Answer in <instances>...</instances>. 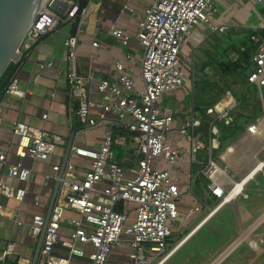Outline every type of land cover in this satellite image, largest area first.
Listing matches in <instances>:
<instances>
[{
	"label": "built area",
	"instance_id": "built-area-1",
	"mask_svg": "<svg viewBox=\"0 0 264 264\" xmlns=\"http://www.w3.org/2000/svg\"><path fill=\"white\" fill-rule=\"evenodd\" d=\"M55 0H47L23 37L18 49V62L21 50L32 44L60 24L72 22L75 30L64 41V57L69 63L67 81L70 103L78 102V114L84 121L76 134H85L89 129L109 121L104 138L99 147H80L70 143L66 162L52 166V173L45 174L44 184L52 180L58 182V189L51 212L36 213L32 216L29 233L39 239L44 232L37 264H107L113 249L122 242V235H130V254L132 264H164L182 243L224 204L244 193L245 179L227 184L224 171L212 159V151L220 145V131L217 122L231 123V112L237 105L236 96L227 90L221 99L206 110L211 117L209 140L206 144L197 128L201 118L192 114L179 128L185 136L196 161L199 151L207 152L208 161L205 175L210 180L211 194L218 198L209 209L207 216L188 233L175 247L171 237L175 221L181 217L178 201L181 191L178 180L173 178L170 169H161L156 160L162 157L170 167L179 159V150L168 139L174 123L173 111L160 112L156 104L163 93L181 88L188 74L181 66L180 51L195 27L204 23L213 32L223 31L226 26L215 25L218 12L217 0H152L145 8L143 17L137 25L136 37L143 48L141 57V82L138 88L134 77L125 71L124 63L117 60L116 69L120 72L117 81L103 78L98 83L102 99V109L95 116L91 114L93 100L90 89V73L79 70L77 48L86 8L70 0L69 8L59 15L51 8ZM91 1V0H90ZM264 3V0H253ZM123 10L133 11L128 4ZM257 30V28H254ZM111 34L119 38L123 45L129 43V35L120 27L113 25ZM252 40L257 44L253 56L255 69L248 80L258 87L264 85V39L255 33ZM93 46H99L93 41ZM236 58V56H234ZM132 58V55H128ZM7 94L23 97L25 91L18 86L17 78L12 77L6 89ZM112 114L110 118L108 114ZM47 118V114L43 115ZM258 120L248 129L254 132ZM116 127L122 132H116ZM16 161L8 162L5 152L0 151V171L6 166L7 176L22 182L31 178V169L24 164L26 159L46 160L65 138L45 129L30 126L16 120L13 125ZM132 139L134 146L118 160L113 146L127 147ZM74 156L89 161L82 176L77 173ZM264 174V161L257 167ZM26 187H15L0 178V215L7 207L4 200L14 199L23 202ZM122 201V206H118ZM41 195H34V204L40 205ZM18 208H16L17 210ZM72 210L79 217L72 218V230L67 236L61 233L65 212ZM196 206L188 215L199 211ZM18 224L24 222L16 219ZM261 219L255 229L263 223ZM263 236L249 243L256 251L261 249L259 242ZM66 248L65 253H55L56 246ZM14 243H9L3 257L14 251ZM172 248V249H171ZM171 249V250H170ZM163 254L165 256L162 258Z\"/></svg>",
	"mask_w": 264,
	"mask_h": 264
},
{
	"label": "crops",
	"instance_id": "crops-1",
	"mask_svg": "<svg viewBox=\"0 0 264 264\" xmlns=\"http://www.w3.org/2000/svg\"><path fill=\"white\" fill-rule=\"evenodd\" d=\"M151 2L152 0H91L89 2L79 36L77 55L79 70L91 75L89 86L93 100L91 109L93 116L102 109V99L97 89L100 80L107 78L110 81H117L120 76V72L116 69L115 65L117 60H121L124 63L125 71L134 77L136 86L138 88L142 86L141 57L143 48L136 37V33L138 22L143 17L145 8ZM230 2L235 3L237 0H231ZM230 2H227V7L233 5H229ZM69 4L70 0H55L53 6L59 12H54L59 15L65 14L69 8ZM124 4L132 7L133 11L123 10ZM227 18L230 20V17ZM213 23L228 27V24L218 16L215 17ZM113 25L122 28L129 35L130 39L127 45H123L119 38L111 34L110 29ZM74 26L75 24L72 22L62 23L55 29L42 35L29 49L23 48L18 62H14L8 68L0 81V151L5 152L8 162L17 160L14 151L15 138L13 135V125L16 120L36 128L45 129L65 138V143L59 144L46 160L26 159L24 161V164L31 169V178L28 182L8 177L6 166L0 171L2 181L15 187H26L27 189L25 199L21 203L14 199L4 200L7 210L4 215H0V264H3L4 260L16 262L17 264H32L39 239L37 240L31 236L28 223L34 214L48 213L56 185V182L53 180L48 185H45V174L52 173V166L64 160L69 143L73 142L80 147H99L104 138L105 130L109 125V121H105L89 129L85 134H76L79 128L84 125V121L78 114V102L74 100L72 104L70 103L67 81L69 63L64 57V41L73 31ZM252 28H264V24H254ZM208 29L210 28L207 24L202 23L198 25L193 29L188 40L183 45L186 46L192 41L194 44L193 51L189 57V64L185 67L188 72V78L185 81L191 82V84L190 70L193 68L195 58L201 47L206 45L211 34L216 33L211 30L208 32ZM93 41H98L99 46H93ZM128 55H132V58H128ZM13 76L17 78L20 89L25 91L23 97L10 95L6 92ZM251 85L257 88V93L262 101L263 113L255 120L243 124V131L235 138L225 141L224 146L221 148L222 151L218 155L222 166L212 157L214 162L224 171L227 184H233L245 179L244 193L247 194V197L238 195L231 202L224 204L192 233L197 232L216 214L225 213L226 210H229L228 212L226 211V215L227 217L231 216L229 218L233 222L232 230L236 232L237 237L228 243L213 264H216L225 255L224 252L227 249L230 248L231 251L221 261L243 241L249 243L255 241L251 238L250 234L253 235V238L256 237L258 239L259 236L256 235V230L259 227L255 229V224L257 225L261 219L264 220L263 211L255 219L245 224L238 209L239 199L250 201L260 197L264 193V174L257 168L264 161V157L260 158L264 154V103L261 87H258L254 83H251ZM257 93L255 96H257ZM251 99L254 100L253 95ZM192 100L190 101V111L186 114L182 110H178L177 107L162 108L159 103L156 104V107L160 112L173 111L174 122L177 123L182 116L185 120L188 114L199 118V115L192 109ZM44 114H47L46 119L43 118ZM108 115L110 118L114 117L110 113ZM256 120L259 121L258 128L256 131L251 132L248 126ZM217 126L219 128L218 123ZM173 130L169 133L170 140L172 141L170 142L179 150V159L173 167H170L165 161L164 163L169 166L171 175L178 180V184L182 183V186H184L185 191L180 199L184 200L182 208L185 209L183 211L180 210L181 217L173 225L172 243L176 241L175 235L176 231H178L177 229L183 230L187 224H192L194 225L192 230H194L218 200V198L211 194L209 184L208 190L204 191L202 197L195 195L193 191L195 182L199 179L200 174L203 173L205 175L204 171L208 160L204 161L203 157L205 153V157H207V152L202 150V157H198V152L196 154V161H194L190 145L185 136L180 134L187 141L182 146L177 138L172 137ZM133 146L132 139L129 141L127 147L114 145L113 151L116 158L122 161L124 154ZM74 161L77 165L78 175L82 176L89 161L76 156H74ZM158 165L159 163H157ZM198 167H201V169H198ZM258 177L260 180L257 179ZM35 194L41 195L40 205L34 204ZM196 206H199L200 210L189 216L188 212ZM16 208L18 209L16 210ZM77 217H79V214L72 210L65 212L61 226V233L64 237L72 230L70 220ZM16 219H20L24 223L18 224ZM243 230L249 231V239L241 237ZM182 235L184 234L182 233ZM9 243H14V251L3 257ZM118 246L113 249L107 264H122L121 261L123 259L119 257L121 254L115 253ZM54 252L65 253L66 249L58 245L55 247ZM241 255L244 260L242 264H264V246H261V249L256 251L255 248L249 245V250L243 251Z\"/></svg>",
	"mask_w": 264,
	"mask_h": 264
},
{
	"label": "trees",
	"instance_id": "trees-1",
	"mask_svg": "<svg viewBox=\"0 0 264 264\" xmlns=\"http://www.w3.org/2000/svg\"><path fill=\"white\" fill-rule=\"evenodd\" d=\"M74 1L79 4L80 8L87 7L90 2V0ZM74 30L75 26L73 28V31ZM227 30L226 27V29L221 32L225 34L224 36H220V33L211 34L206 45L199 50L193 68L190 70L193 89L192 109L202 120L197 131L201 134L206 144L208 143L209 126L211 122V117L206 115L207 108L217 103L227 90H230L237 98V105L231 112V123L227 125L224 122H217L220 131V146L217 148L218 150L224 146L227 139L235 138L243 131V124L255 120L263 113L262 101L257 93V88L251 85L248 77L255 69L253 56L257 50V44L252 40V36L258 33L264 39V28L257 30L252 28L247 37L238 40L234 39L232 33V31L237 30H228L230 32ZM231 53L236 56V58L231 57ZM13 63L14 62L11 61L5 68L0 76V81ZM256 93L257 96H255ZM261 93L264 103V85L261 86ZM252 95L254 100L251 99ZM115 131L122 132L123 130L116 127ZM205 156L203 157L204 161H207L208 159H206L207 157ZM198 169H201V167H198ZM208 184L209 180L201 173L193 188L195 195L202 197L204 191L208 190ZM179 188L182 196L185 191L184 186L179 184ZM183 202L184 200L182 199L178 201V208L182 211L185 209L182 208ZM229 217H227L224 212L216 214L197 232L192 234L180 248H182L185 253H189L195 247L212 248L213 242H210V246L208 244L205 246L202 235L210 231L216 236H224L233 227L232 219ZM179 249L177 251H179ZM3 264L17 263L4 260Z\"/></svg>",
	"mask_w": 264,
	"mask_h": 264
},
{
	"label": "rangeland",
	"instance_id": "rangeland-1",
	"mask_svg": "<svg viewBox=\"0 0 264 264\" xmlns=\"http://www.w3.org/2000/svg\"><path fill=\"white\" fill-rule=\"evenodd\" d=\"M230 1L231 0H217L216 4H217L218 13L216 14V16L220 17L221 19H223L224 22L228 24V27H227L228 30H237V31H232L234 39L238 40L240 38L247 37L250 34V31H251L250 29H252L254 24H258V25L264 24V3H258L253 0H237V2L235 3L230 2ZM227 2H230L229 5H232V4L233 5L230 7H227ZM51 8L54 11H58V9L55 8L54 6H52ZM227 17H230V20ZM217 26H221V25H217ZM210 30L211 29H208V32ZM221 32L222 31H216V33H220V36H224L225 34ZM193 46H194L193 41L190 42L186 46H182V49L180 51V57H181L180 61H181V66L183 68L187 67L189 64V57L193 51ZM230 55L231 57H234L232 53ZM192 94H193V89H192L191 82L185 81L181 89H177L172 92L163 93V95L161 96V98L158 100L157 103L161 104L162 108L163 107H166V108L177 107L178 110H182V112L186 114L187 112L190 111V108H191L190 101L192 99ZM189 116L190 114L187 115V117ZM184 121L185 120L182 116L179 122L177 123L174 122L172 124V128L174 129L172 133V137L177 138V140H179L180 145L182 146L187 142L183 138V136L180 135V132H179V128L183 125ZM168 139L170 140L169 134H168ZM221 151L222 149L221 150L214 149L212 153L213 159L220 166L222 165L218 159V155ZM202 153H203L202 151H199L198 157H202ZM263 157H264V154L260 156V158H263ZM155 161L159 163L158 165L159 168L169 169V166H167L164 163V160L162 157L157 158L156 160H154V162ZM257 179L260 180L259 177ZM181 184L182 183H180V185ZM238 209H239L241 218L245 224L248 223L250 220L255 219L257 216H259L264 211V193L260 197L255 198L254 200H250V201H243L242 199H239ZM226 211L228 212L229 210H226ZM212 223H211V226H212ZM193 226L194 225L192 224H189V225L187 224L185 229L183 230L177 229L178 231H176V235H175L176 241L173 243L172 248L175 247L184 238V236H186L193 229ZM182 233L184 235H182ZM263 233H264V222L256 230V235L260 236ZM250 236L252 239H255V240L257 239L256 237L253 238V235L251 234ZM235 237H237L236 232L232 229H230L222 237L216 236L215 234L209 231L205 235H202V240L205 246L206 244L210 246V242L212 241L213 242L212 248L209 249L208 247L206 248L195 247L189 253H185L184 250L180 248L179 251H176L170 258H168L164 262V264H212L214 261H216L219 258L221 253L224 251V248L228 245V243L231 240L235 239ZM130 238H131L130 235L123 234L121 238L122 242L115 250V253L121 254L119 257L123 259L121 261L122 264H132L129 258V254H130L129 239ZM263 239H264V236H263ZM248 244L249 243L247 241H243L235 250H233L219 264H242L244 263V260L242 259L241 254L243 251L249 250L250 244L249 245ZM260 245L264 246V241L260 242ZM164 256L165 254H163L162 258ZM160 259L161 258H158L156 260V263L159 262Z\"/></svg>",
	"mask_w": 264,
	"mask_h": 264
},
{
	"label": "water",
	"instance_id": "water-1",
	"mask_svg": "<svg viewBox=\"0 0 264 264\" xmlns=\"http://www.w3.org/2000/svg\"><path fill=\"white\" fill-rule=\"evenodd\" d=\"M43 1L44 0H0V76L8 64L18 58V49L21 41L25 36L27 29L35 19L38 12L37 9ZM69 148L70 143L68 144L63 164L67 160ZM58 185L57 182L47 217L54 204ZM118 206H122V201H119ZM43 237L44 232L40 234L32 264H37L38 262ZM230 251V248L227 249L224 252L225 255ZM221 259L218 262H220ZM218 262L216 264H218Z\"/></svg>",
	"mask_w": 264,
	"mask_h": 264
},
{
	"label": "bare ground",
	"instance_id": "bare-ground-1",
	"mask_svg": "<svg viewBox=\"0 0 264 264\" xmlns=\"http://www.w3.org/2000/svg\"><path fill=\"white\" fill-rule=\"evenodd\" d=\"M47 0H44L43 2H42V4L40 5V7L37 9V10H39L44 4H45V2H46ZM241 237L244 239V238H246V239H249L248 238V234H249V231L248 230H243L242 232H241ZM237 243V242H236ZM252 245H255V241H251L250 242ZM218 262V261H217ZM214 263V262H213ZM212 263V264H213ZM159 264H161V263H159Z\"/></svg>",
	"mask_w": 264,
	"mask_h": 264
}]
</instances>
